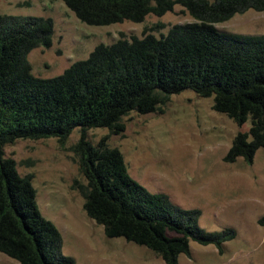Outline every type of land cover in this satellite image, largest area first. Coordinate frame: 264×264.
Returning <instances> with one entry per match:
<instances>
[{
	"label": "trees",
	"instance_id": "16d2710c",
	"mask_svg": "<svg viewBox=\"0 0 264 264\" xmlns=\"http://www.w3.org/2000/svg\"><path fill=\"white\" fill-rule=\"evenodd\" d=\"M89 24L108 25L147 15L162 16L180 4L195 19L156 36L159 23L141 37L121 36L99 44L89 57L62 74L43 78L32 72L28 53L50 47L54 19L0 15V252L20 264H75L64 254L63 236L38 205L34 175H22L6 146L19 139L58 138L65 144L75 128L81 135L72 150L85 183L75 184L87 215L104 226L107 237L146 246L166 264L191 255L190 242L214 244L223 252L236 237L233 228L207 231L201 211L186 209L165 193L151 192L131 176L122 151L109 144L121 134L123 117L136 111H163L173 94L192 90L214 98L213 109L243 125L225 156L253 162L264 147V34L220 30L215 24L249 9L264 12V0H64ZM110 133L97 144L91 128ZM264 226V216L259 219Z\"/></svg>",
	"mask_w": 264,
	"mask_h": 264
},
{
	"label": "rangeland",
	"instance_id": "374dc122",
	"mask_svg": "<svg viewBox=\"0 0 264 264\" xmlns=\"http://www.w3.org/2000/svg\"><path fill=\"white\" fill-rule=\"evenodd\" d=\"M0 15L43 16L54 19L50 47L38 46L28 53L32 72L50 78L62 74L89 57L97 45L112 44L122 35L142 36L145 27L163 24L153 33L160 37L175 24L195 19L180 4L162 16L149 14L141 22L124 20L93 25L80 20L64 0H0ZM220 30L241 34H264V12L249 9L215 24ZM214 98L192 90L173 94L163 111L123 117L126 129L112 134L132 177L154 193H165L186 209H199V224L207 231L236 230L223 252L214 244L190 242L191 255L180 254L179 264H264V147L253 162L239 158L225 161L235 136L251 127L213 109ZM110 131L91 128L93 144ZM75 128L65 144L56 137L19 139L5 148L22 175L33 174L42 214L54 222L63 236L64 254L75 264H166L146 246L123 237H107L104 226L83 208L84 198L74 187L85 183L78 156L72 150L80 138ZM77 181V182H76ZM0 264H20L0 252Z\"/></svg>",
	"mask_w": 264,
	"mask_h": 264
}]
</instances>
